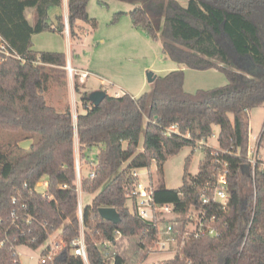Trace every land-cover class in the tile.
<instances>
[{
    "label": "trees",
    "instance_id": "16d2710c",
    "mask_svg": "<svg viewBox=\"0 0 264 264\" xmlns=\"http://www.w3.org/2000/svg\"><path fill=\"white\" fill-rule=\"evenodd\" d=\"M89 1L68 2L73 41L81 38L86 23L97 26ZM119 1L134 5L133 26L160 38L167 57L193 69L223 71L228 83L191 93L184 88V70L176 69L158 76L150 92L107 94L99 105L76 83L83 111L75 122L70 105L60 111L45 96L53 71L67 65L66 53L33 48L36 34L64 35V17L54 23L49 14L62 0H0L6 47L0 46V264H21L18 246L36 249L57 230L65 240L78 233L76 136L80 160L95 173L81 180L84 191L96 193L84 213L91 263L106 264L96 241H115V231L136 238L138 251L147 256L159 231L156 222L141 219L128 205L137 181L133 171L148 167L151 174L153 163L161 170L184 147L195 148L211 137L214 125L220 126V147L231 151L220 156L229 162L232 196L227 210L214 211L218 234L184 239L181 230L176 255L151 264H264V171L258 167L254 178L241 174L249 149V112L264 104V0ZM28 9H33V23ZM254 67L257 71L249 72ZM259 137L264 141V127ZM24 140L30 147L20 144ZM95 147L93 160L89 153ZM193 152L186 157L182 186L162 185L153 192L155 203H175L183 221L218 166L214 148L205 147L199 172L191 174ZM44 177L48 185L41 192L36 188ZM101 207L116 208L121 222L105 220ZM117 257V264H131L122 253Z\"/></svg>",
    "mask_w": 264,
    "mask_h": 264
},
{
    "label": "rangeland",
    "instance_id": "374dc122",
    "mask_svg": "<svg viewBox=\"0 0 264 264\" xmlns=\"http://www.w3.org/2000/svg\"><path fill=\"white\" fill-rule=\"evenodd\" d=\"M179 1L184 5L187 4V0ZM133 8V4L119 0L89 1L88 12L97 21V26L86 23L85 28L81 31V38L74 40L75 43H80L77 48V53H79L80 57H75L74 64L81 63L92 74L86 81L83 73L79 74V72L75 71L71 75L68 69L70 61L67 58L66 67L54 72V76L46 83L47 91L45 94L50 105L63 110L70 102L72 103L74 99L72 85L75 87L76 83H79L83 89L87 90H105L111 95L120 91L138 97L152 90L154 82L149 81V72H154L157 76H164L173 70L182 69L185 72L184 88L191 93H195L200 89H213L228 83V77L223 71L215 68L197 70L184 64L180 65L168 58L163 51V43L160 38L153 39L144 30L133 26L129 14ZM116 13H121V15L116 22H113ZM85 29H88L89 32L86 33ZM41 41L42 43L37 45L38 47L36 48H65L66 44L65 38L61 34L56 36L54 40L50 41L42 38ZM74 64H72V67L76 70L77 67ZM77 97V100L80 101L79 94ZM78 107L73 102L72 111L75 122L78 113L83 111L82 104H79ZM249 120V144L252 146L256 143V139L264 127V104L249 112ZM219 132L220 126L214 125V132L211 137L200 141L195 148L191 146L184 147L178 154L169 157L161 170L156 163L152 164L151 174L148 167L137 168L140 181L144 185L153 188L162 185L167 188L182 186L186 157L194 149L189 171L191 174L196 175L200 170V163L205 155V147H220ZM20 144L28 148L31 145V141L24 140ZM142 149L143 139H141L138 150ZM98 151V148H93L89 153V158L95 160ZM75 153L81 164V174L83 176L88 175L90 166L80 160L77 136L75 137ZM44 180H47V177H44L42 182ZM45 185L42 183L36 189L41 192L45 191ZM249 189L250 186H247L245 191H249ZM95 194L83 190L82 200L84 205L91 204ZM128 203L131 205L130 200ZM135 240L136 238L134 237L123 236L117 243V250L131 264L139 262L142 264L158 263L176 255L177 250L148 251L147 256L142 257L143 252L138 251ZM40 251L41 248L32 249L26 245L17 247L21 264H39Z\"/></svg>",
    "mask_w": 264,
    "mask_h": 264
},
{
    "label": "built area",
    "instance_id": "2783aa9c",
    "mask_svg": "<svg viewBox=\"0 0 264 264\" xmlns=\"http://www.w3.org/2000/svg\"><path fill=\"white\" fill-rule=\"evenodd\" d=\"M65 30L69 32L68 19L65 20ZM1 49L6 50L4 44L1 45ZM68 69L71 75L76 71L70 63L68 64ZM87 75H89L88 72L83 73V76ZM226 153H231V151L221 147L214 148L218 166L210 179L202 187L199 204L189 207L185 215V221L181 220V214L176 209L175 203H155L153 197L154 188L144 185L139 179L137 170L133 171V176L137 181L129 197L131 205L129 203L128 205L131 211L136 213L141 219L156 222L158 226V238L149 251H175L178 236L182 232L181 230H183L184 239L190 236L200 237L218 234L217 216L214 211L215 209L227 210L232 196L229 162L220 157ZM245 163L250 165L251 177L253 178L258 167L264 171V141H261L259 136L254 145L250 146L249 144ZM76 171L78 181L77 216L79 219V231L69 240L64 239L61 235V230L50 233L48 238L38 247L41 248L38 257L39 264H92L86 239L84 220L86 205H84L82 200V174L81 164L78 159ZM88 176L93 179L95 177L94 171H90ZM63 187L66 188L67 185ZM179 226H181V229H179ZM114 235L115 241L107 238H100L96 241V244L103 251L106 264H117V256L121 254L117 250V243L123 237V234L115 231ZM67 252L73 258L72 262L67 261L70 258Z\"/></svg>",
    "mask_w": 264,
    "mask_h": 264
},
{
    "label": "crops",
    "instance_id": "0c3cea01",
    "mask_svg": "<svg viewBox=\"0 0 264 264\" xmlns=\"http://www.w3.org/2000/svg\"><path fill=\"white\" fill-rule=\"evenodd\" d=\"M68 2H69V0H62V3H61V5H59V6H54V7H52L50 10H49V14H50V18H51V20L54 22V23H57V17L59 16V15H62L63 17H64V21L66 20V19H68V16H69V4H68ZM33 9H28L27 10V15H28V18H29V20L31 21V23H33L34 22V20H33ZM85 31H86V33L87 32H89V30L88 29H85ZM85 33V34H86ZM59 34H57V33H55V32H43V33H40V34H36V35H34L33 36V44H34V46H33V48L34 49H37V50H42V49H50V50H54V51H62V52H65L66 53V55H67V58H69V61H70V64L72 65V64H74V61H75V57H77V58H79L80 57V55H79V53H77V48L79 47V44L80 43H75L73 40H72V38H71V35H70V31L69 32H67L66 30H65V33H64V35H62L64 38H65V40H66V44H65V48H36V47H38L37 45H40L41 43H42V38H44L45 40H54V38L56 37V36H58ZM41 36H46V37H41ZM38 39H39V41H38ZM3 44V40H2V37H1V35H0V45H2ZM169 58V57H168ZM75 65V64H74ZM181 65V64H180ZM76 67H77V69H76V72L78 73L79 72V74L81 73H85V72H88L89 73V75H87V76H84L85 77V81L88 79V77L92 74V72L89 70V69H87V68H85L84 66H82V64L81 63H78L77 65H75ZM65 67H63V68H61V70L62 69H64ZM60 68H57L56 70H54L53 72H56L57 70H59ZM173 69V68H172ZM149 73H151L153 76H155L156 78L158 77L154 72H149ZM149 75V74H148ZM72 87H73V96H74V99H73V102H74V104H77V107L79 106V104H81V101H79V100H77V95H78V93L76 92V90H75V87L72 85ZM89 91H94V90H98V89H88ZM122 94H124V92H116L115 94H112V95H115V96H120V95H122ZM111 95V94H110ZM45 96H46V100H47V95L45 94ZM73 102L71 103L70 102V106L73 108ZM79 108V107H78ZM59 110V109H58ZM60 111H62V109L60 110ZM46 184L47 185V180H44L43 182L41 181L39 184H38V186L39 185H41V184ZM45 185V186H46Z\"/></svg>",
    "mask_w": 264,
    "mask_h": 264
},
{
    "label": "water",
    "instance_id": "95a60500",
    "mask_svg": "<svg viewBox=\"0 0 264 264\" xmlns=\"http://www.w3.org/2000/svg\"><path fill=\"white\" fill-rule=\"evenodd\" d=\"M249 60L252 62V59L249 57ZM257 71V68L250 69L249 72L255 73ZM149 81L154 82L156 77L153 76L151 73L148 75ZM107 91L105 90H94L90 92V100L94 105H99L107 96ZM241 174L243 178H250L251 171H250V165L248 163H244L241 167ZM100 215L108 221H111L115 224H118L121 222V215L114 207H101L99 209Z\"/></svg>",
    "mask_w": 264,
    "mask_h": 264
}]
</instances>
